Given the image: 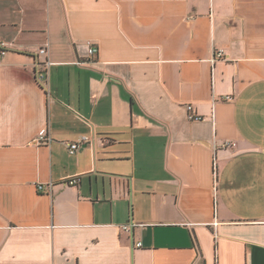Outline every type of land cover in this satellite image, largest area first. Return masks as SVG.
Instances as JSON below:
<instances>
[{
  "label": "crops",
  "instance_id": "obj_1",
  "mask_svg": "<svg viewBox=\"0 0 264 264\" xmlns=\"http://www.w3.org/2000/svg\"><path fill=\"white\" fill-rule=\"evenodd\" d=\"M0 41V264H264V0H0Z\"/></svg>",
  "mask_w": 264,
  "mask_h": 264
},
{
  "label": "built area",
  "instance_id": "obj_2",
  "mask_svg": "<svg viewBox=\"0 0 264 264\" xmlns=\"http://www.w3.org/2000/svg\"><path fill=\"white\" fill-rule=\"evenodd\" d=\"M7 46L5 45V43L0 41V55L4 54L7 51ZM40 54H47L48 53V46L45 45L43 47H41L39 49ZM98 52V48L96 46L90 45L89 48V54L91 56L97 54ZM222 55V52L220 51L218 53V56ZM51 61L49 60V58H47V60L41 65L39 63H37L36 65V78L38 80V82L42 85V86H46L48 84L49 81V72H50V66H51ZM230 99L231 96H226V99ZM188 109V117L191 120H202L203 116L199 115L195 109L194 106L189 104L187 106ZM51 137L47 134V133H43L41 134L39 137L36 138V141L38 142H46L49 143L51 141ZM89 141V137L87 136H81L78 140L76 141H69L66 142L69 151L71 154L76 153V151L83 146L84 144H86ZM66 183L69 185H75L78 183V179L75 177H69L68 179H66ZM134 224H125L123 225V228L127 231L130 230L131 227H133ZM141 245V242L138 243V246Z\"/></svg>",
  "mask_w": 264,
  "mask_h": 264
},
{
  "label": "water",
  "instance_id": "obj_3",
  "mask_svg": "<svg viewBox=\"0 0 264 264\" xmlns=\"http://www.w3.org/2000/svg\"><path fill=\"white\" fill-rule=\"evenodd\" d=\"M131 220L133 221V213H132V215H131ZM133 223V222H132Z\"/></svg>",
  "mask_w": 264,
  "mask_h": 264
}]
</instances>
